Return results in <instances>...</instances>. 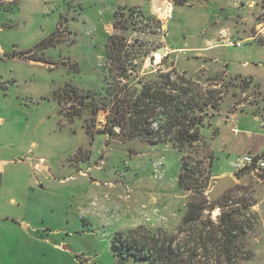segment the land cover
<instances>
[{
	"label": "rangeland",
	"instance_id": "rangeland-1",
	"mask_svg": "<svg viewBox=\"0 0 264 264\" xmlns=\"http://www.w3.org/2000/svg\"><path fill=\"white\" fill-rule=\"evenodd\" d=\"M154 1L0 0V264H115L117 232L180 225L190 195L182 154L113 130L104 110L114 85L172 69L224 92L204 131L215 155L205 194L211 201L216 180L231 177L230 197L255 203L242 264H264V173L235 166L264 149V101L241 106L264 91L239 75L264 79L260 20L250 27L251 9L236 0H159L174 6L164 20ZM222 29L258 39L230 48ZM161 47L174 66L150 62ZM125 57L127 80L116 64Z\"/></svg>",
	"mask_w": 264,
	"mask_h": 264
},
{
	"label": "trees",
	"instance_id": "trees-1",
	"mask_svg": "<svg viewBox=\"0 0 264 264\" xmlns=\"http://www.w3.org/2000/svg\"><path fill=\"white\" fill-rule=\"evenodd\" d=\"M125 60L117 59L116 64L127 80ZM130 82L114 85L108 92L113 103L104 109L109 112L108 122L122 135L144 138L152 145L171 144L179 151V185L190 195L176 229L139 226L117 232L112 240L115 264H242L244 256L249 261L246 239L257 221L252 211L255 203L232 199V191L215 203L205 194L215 155L204 131L210 130L218 115L224 92L219 85L176 69L148 73L133 87ZM216 208L220 214L214 220Z\"/></svg>",
	"mask_w": 264,
	"mask_h": 264
},
{
	"label": "built area",
	"instance_id": "built-area-1",
	"mask_svg": "<svg viewBox=\"0 0 264 264\" xmlns=\"http://www.w3.org/2000/svg\"><path fill=\"white\" fill-rule=\"evenodd\" d=\"M236 2H241L242 6H244V4L247 3V6L250 7L251 3H248L247 0H236ZM255 4V3H254ZM257 5V4H256ZM259 20H260V26L262 27V29L259 31L258 36L260 37H264V5L262 8L261 13L258 15ZM224 32L220 35L222 37V40L224 41V46L227 47H235V48H242L245 44V41L242 40H235L233 37H230V35L225 34L224 36ZM258 39V37H252L249 38L248 41L249 42H254ZM234 133L237 134L238 131L234 130ZM236 169L239 170H243L245 168H249L254 172L257 173H264V153H261L259 155H244L243 157H240L237 160L236 163Z\"/></svg>",
	"mask_w": 264,
	"mask_h": 264
},
{
	"label": "crops",
	"instance_id": "crops-1",
	"mask_svg": "<svg viewBox=\"0 0 264 264\" xmlns=\"http://www.w3.org/2000/svg\"><path fill=\"white\" fill-rule=\"evenodd\" d=\"M11 1V0H10ZM255 3V4H254ZM257 4V5H256ZM173 5V4H172ZM263 5H264V1H263V3L262 4H260L257 0H253L252 1V4H251V6L249 7L250 9H251V11H250V13H251V15H252V19H251V23H250V27H251V24L254 22V19H255V17H258V15L261 13V11H262V8H263ZM173 10H174V6H173ZM255 15V17H254V15ZM247 21V20H246ZM250 22V21H249ZM248 23V22H247ZM224 32V34H228V32H227V30L226 29H222L221 31H220V33H223ZM221 35V34H220ZM219 35V36H220ZM229 35V34H228ZM248 39L249 38H247V39H245L244 41H247V42H249L248 41ZM243 41V40H242ZM262 46H264L263 44H261ZM244 65H246V64H244ZM239 75H242V76H244V77H249V78H251L252 79V83H251V85H249L248 87H247V89H250V91H253L254 89L253 88H255V90L256 91H254L255 92V94H257L258 93V90H259V92H263L264 91V79L263 78H261V77H259V76H257L256 74H255V72L253 73V72H245V73H239ZM258 86V87H257ZM217 87H220V85L219 86H217ZM259 88V89H258ZM264 95L262 94V93H259L258 95H257V97H256V95L255 96H253L254 97V99L255 100H253V102L251 101L252 100V97H250V101L249 102H242V104H241V106H242V108H247L248 106H253V105H255V104H258V103H260V99L262 98V100L264 101V97H263ZM256 106V105H255ZM264 107V106H263ZM263 111H264V108H263ZM235 112L237 113L238 111H236L235 110ZM232 117H235V115H232ZM228 119H230V118H228ZM2 118H0V124H2ZM217 122V121H216ZM214 124H215V121H214ZM237 130V129H236ZM248 135H250V134H248ZM261 153H264V149H262L261 150V152H259L258 154H261ZM2 158L0 159V172L2 171ZM43 166H45L44 164H42V163H40V164H36V165H34L33 167H35L36 169H40V167H43Z\"/></svg>",
	"mask_w": 264,
	"mask_h": 264
},
{
	"label": "water",
	"instance_id": "water-1",
	"mask_svg": "<svg viewBox=\"0 0 264 264\" xmlns=\"http://www.w3.org/2000/svg\"><path fill=\"white\" fill-rule=\"evenodd\" d=\"M157 55L162 56V60H167L169 61V58L167 56V49L166 47H161L157 50L156 52ZM156 54L152 55L150 58V62L152 64L155 63L156 61ZM168 66H174V63L170 62ZM41 169H47L46 166L40 167ZM236 186V183L233 178L231 177H222L216 180V184L214 185V188L212 191L209 193V198L212 203L217 202L222 196H224L229 190L234 188Z\"/></svg>",
	"mask_w": 264,
	"mask_h": 264
},
{
	"label": "bare ground",
	"instance_id": "bare-ground-1",
	"mask_svg": "<svg viewBox=\"0 0 264 264\" xmlns=\"http://www.w3.org/2000/svg\"><path fill=\"white\" fill-rule=\"evenodd\" d=\"M153 11L162 17L164 20H169L173 12V6L166 2H160L156 0L153 2ZM161 61V57L156 54L155 64H158Z\"/></svg>",
	"mask_w": 264,
	"mask_h": 264
}]
</instances>
